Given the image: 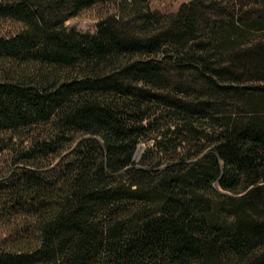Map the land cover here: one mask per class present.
Masks as SVG:
<instances>
[{
    "label": "trees",
    "instance_id": "1",
    "mask_svg": "<svg viewBox=\"0 0 264 264\" xmlns=\"http://www.w3.org/2000/svg\"><path fill=\"white\" fill-rule=\"evenodd\" d=\"M102 5L96 34L66 27ZM3 20L0 264H264V0Z\"/></svg>",
    "mask_w": 264,
    "mask_h": 264
},
{
    "label": "rangeland",
    "instance_id": "2",
    "mask_svg": "<svg viewBox=\"0 0 264 264\" xmlns=\"http://www.w3.org/2000/svg\"><path fill=\"white\" fill-rule=\"evenodd\" d=\"M192 0H148V4L153 11L162 14H173L179 12L184 4H189ZM113 5H102L92 10L82 13L79 17L67 22L66 27L85 34H96L101 21L113 11ZM244 11L243 16L247 17ZM20 25L12 21H0V36L12 37L18 30ZM146 147L141 148L139 158L144 153ZM2 233L0 232V240Z\"/></svg>",
    "mask_w": 264,
    "mask_h": 264
}]
</instances>
